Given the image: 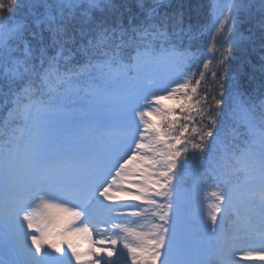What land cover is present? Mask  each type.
Wrapping results in <instances>:
<instances>
[{"label": "snow or ice", "instance_id": "obj_1", "mask_svg": "<svg viewBox=\"0 0 264 264\" xmlns=\"http://www.w3.org/2000/svg\"><path fill=\"white\" fill-rule=\"evenodd\" d=\"M184 7L0 0V264H264V0Z\"/></svg>", "mask_w": 264, "mask_h": 264}, {"label": "trees", "instance_id": "obj_2", "mask_svg": "<svg viewBox=\"0 0 264 264\" xmlns=\"http://www.w3.org/2000/svg\"><path fill=\"white\" fill-rule=\"evenodd\" d=\"M184 4V12H185V23H191L195 26H200L205 24L208 21V12L207 5L209 0H180ZM203 41H207V36H203L201 38ZM202 63V60L199 62ZM231 63V62H230ZM7 109H0V117L6 114ZM195 177H188L184 182V187L186 190L190 189ZM205 187H209V185H205Z\"/></svg>", "mask_w": 264, "mask_h": 264}, {"label": "rangeland", "instance_id": "obj_3", "mask_svg": "<svg viewBox=\"0 0 264 264\" xmlns=\"http://www.w3.org/2000/svg\"><path fill=\"white\" fill-rule=\"evenodd\" d=\"M164 103H168V104H171L172 101H165ZM185 189V188H184ZM211 191V188L210 187H203L201 192H200V196L203 197L205 195V192H210ZM230 226V225H229Z\"/></svg>", "mask_w": 264, "mask_h": 264}]
</instances>
